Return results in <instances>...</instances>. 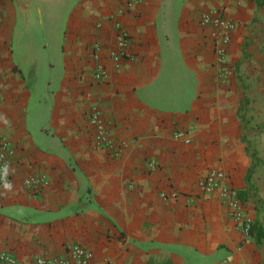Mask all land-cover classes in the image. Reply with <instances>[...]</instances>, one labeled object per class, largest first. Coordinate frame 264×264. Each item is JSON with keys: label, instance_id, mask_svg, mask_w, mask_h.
<instances>
[{"label": "crops", "instance_id": "0c3cea01", "mask_svg": "<svg viewBox=\"0 0 264 264\" xmlns=\"http://www.w3.org/2000/svg\"><path fill=\"white\" fill-rule=\"evenodd\" d=\"M34 3L0 0V136L13 152L0 185V255L34 264L82 244L90 264H264V240L244 237L219 197L200 190L210 169L222 171L264 228V73L244 44L261 1L144 0L118 18L130 35L119 68L107 49L124 0H61V45L47 65ZM215 10L236 24L224 79L212 28L200 23ZM95 42L105 82L91 76ZM94 108L117 156L96 145ZM182 130L189 144L174 138ZM28 175L48 183L30 193Z\"/></svg>", "mask_w": 264, "mask_h": 264}, {"label": "built area", "instance_id": "2783aa9c", "mask_svg": "<svg viewBox=\"0 0 264 264\" xmlns=\"http://www.w3.org/2000/svg\"><path fill=\"white\" fill-rule=\"evenodd\" d=\"M144 0H124L123 6L111 14L114 28L113 42L107 49L109 60L115 68H119L127 57V48L130 43V35L125 30L122 22L118 19L126 12L132 10ZM200 23L204 27L212 28V39L214 43V64L217 67L218 76L227 78L232 74L229 62V51L232 44V35L235 30V22L226 17L220 10L206 12L201 16ZM104 47L101 43L95 42L92 47V79L95 82H105L108 79V69L102 59L101 52ZM89 124L96 134V145L102 149L112 151L117 156L118 151L113 147V140L107 134L104 121L95 108L89 116ZM174 138L183 141L185 144L191 142L188 131L182 130L174 134ZM12 147L7 139L0 136V185L9 182L11 177V156ZM149 170H155L157 164L154 160L147 161ZM48 181L44 175H28L23 179V187L30 193L39 192L47 185ZM200 190L203 195L216 194L223 204L229 209L236 228L244 237H250L253 224L248 216L238 189L226 183L225 174L218 169H210L200 182ZM164 198L174 199L175 193L162 195ZM92 251L82 245L73 244L68 247L65 256L56 258L37 257L34 264H90ZM1 264H17V260L10 252H3L0 255Z\"/></svg>", "mask_w": 264, "mask_h": 264}, {"label": "rangeland", "instance_id": "374dc122", "mask_svg": "<svg viewBox=\"0 0 264 264\" xmlns=\"http://www.w3.org/2000/svg\"><path fill=\"white\" fill-rule=\"evenodd\" d=\"M25 1H33L36 2V8L39 9V18H38V29H36L35 37L38 38L39 41V56L41 60L47 65L48 62L53 61L59 53V47L61 45V36L63 30V16L62 12H60L61 0H25ZM46 1L47 6L44 5ZM261 1V8L258 10V18L255 19V22H252L250 26L251 30L246 31L244 36V44H245V57L248 62H254L257 60L259 62L258 67L261 69L260 72L264 73V0ZM44 2V3H43ZM51 7V9H50ZM45 8L49 9L50 15L49 17L55 18V28L46 29V17L45 19ZM53 13V16L51 15ZM48 16V15H47ZM61 18L58 19V17ZM39 19L42 22H39ZM56 29V30H55ZM248 51V52H247ZM251 64L250 66H252ZM46 72V69L44 68ZM264 133V130L262 131ZM262 133V134H263ZM260 133L258 136L260 137ZM258 141V140H257ZM261 143L260 139L258 144Z\"/></svg>", "mask_w": 264, "mask_h": 264}, {"label": "trees", "instance_id": "16d2710c", "mask_svg": "<svg viewBox=\"0 0 264 264\" xmlns=\"http://www.w3.org/2000/svg\"><path fill=\"white\" fill-rule=\"evenodd\" d=\"M252 156H255V155L252 154ZM242 199H243V197H242ZM79 208H82L81 207V201H80L79 205L72 207V209H70V210L75 211ZM250 235L255 239L256 244L260 245L262 243V241L264 240V228L261 227L260 225H257L254 223V224H252Z\"/></svg>", "mask_w": 264, "mask_h": 264}]
</instances>
